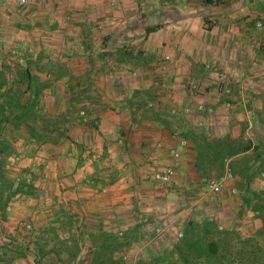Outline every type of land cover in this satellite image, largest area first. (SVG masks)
<instances>
[{"label": "crops", "instance_id": "1", "mask_svg": "<svg viewBox=\"0 0 264 264\" xmlns=\"http://www.w3.org/2000/svg\"><path fill=\"white\" fill-rule=\"evenodd\" d=\"M169 2L161 16L166 25L148 34L156 40L162 32V42L167 46L162 52H155L156 44L146 42L139 49L156 56L158 52L171 56L170 70L164 80L175 89L167 87L166 97L153 96L157 109L150 110L153 114H144L142 105L150 95L145 84L148 80L137 81L118 71L121 75L117 82L108 84L102 72L106 63L109 65L103 56L112 51H116L117 68L139 69L137 61H124L121 56L128 50L123 47L125 44L139 42L141 33L135 30L137 25L131 24L140 22L138 10L151 7V0L139 3L134 0H36L24 11H20L15 0H0L1 15L2 10L10 13L9 17L16 16V10L20 13L14 38L21 43L25 55L26 50H31L23 72H19L22 73L16 86L22 91L19 99L26 103L32 98L28 86L39 89V110L48 114L53 110L47 116L42 114L43 120H62L64 125L58 123L57 132L68 137L55 138L56 143L39 142L33 148L34 152L38 148L36 163L49 164L50 170L34 174L37 175L32 181L34 196L19 195L13 199L5 221L0 220L3 227L12 229L14 219L30 220L34 229L40 227L37 229L41 233L56 235L63 247L83 245L91 251L90 235L110 233L113 225L107 222L110 217L120 223L126 217L125 222L134 230H139L141 225L132 218L134 213L125 211L128 195L122 193L125 180L122 177L126 174L111 165L120 167L127 163L135 175L144 173L149 179L151 172L172 161L169 150L176 147L177 140L172 137L175 130L180 136L193 132L211 139L237 140L242 134L249 136L250 120H264V52L260 49L264 42V0H191L188 7L182 5L185 0ZM258 22L263 26L260 30L255 26ZM7 29L0 27V33L14 30L12 26ZM7 70L8 80L16 69L9 66ZM221 73L225 75L224 83L232 89L230 109L222 105L218 86ZM241 76V83L236 82ZM191 82L201 87L197 96L186 92L185 87ZM8 87L6 83L0 92ZM198 102L213 108L214 113L174 118L161 115L164 109L169 115L171 107H194ZM112 106L119 112L113 111ZM78 109H85L97 124L76 126L73 112ZM225 111L230 113L229 122L223 117ZM197 123L201 124L200 128ZM120 134L125 139L121 146L116 143ZM158 142L163 144L161 149L155 148ZM195 158L194 145L189 140L171 184L183 186L186 174L196 176ZM105 167L113 171L110 181L99 171ZM150 189L146 188L145 198L154 195ZM109 204L116 206L110 209ZM178 216L184 218L177 222ZM176 217L173 222L179 233L183 223L192 216L181 211ZM154 222L164 226L163 231L175 229L166 220ZM164 244L170 247L169 242Z\"/></svg>", "mask_w": 264, "mask_h": 264}, {"label": "rangeland", "instance_id": "2", "mask_svg": "<svg viewBox=\"0 0 264 264\" xmlns=\"http://www.w3.org/2000/svg\"><path fill=\"white\" fill-rule=\"evenodd\" d=\"M134 1L138 3L140 2V0ZM151 1L153 3H149L151 5V7H149L150 9L145 6L141 7L138 10V14L141 16L139 19L140 22H137L136 24H131V26L137 25L135 30L141 33L139 36V42H135V44L133 45L131 43L125 44L123 47L128 50L125 51V54H123V56L119 55L121 56V58L124 59V61H137L135 62V64L139 65V69L135 67H133L132 69L139 71L138 76L132 77L130 75L131 70H124L116 67V63L118 60L117 57L114 55L116 51H112V53L108 52L106 54L109 55L103 56L106 58V61L109 62V65L108 63H106L105 66L107 67L102 73L103 78L107 82H109L108 84L117 82L115 80L119 75H121L120 73H122L123 76H131V78L137 81L148 80V82L145 84L150 89V95L146 97V100H150L153 102V96H167V94L165 93L167 91V87H162V83L168 86V82H166L164 79L169 73L170 64H166L162 61V57L164 55H162L161 52L162 49L167 46L165 42H162L163 33L161 32L159 35L160 38H156V40H154L155 37L148 36V34L156 32L166 25L163 23L161 16L163 14V8L166 7L170 2L169 0ZM190 1L191 0H185L182 5L188 7V3H191ZM153 5L156 6V9L152 8ZM25 9L26 8L20 9V11H24ZM157 10H159V14L156 13L158 12ZM6 12V10H2V15L0 14V16L2 17L0 20V27H4L6 30H8L7 27L12 26L14 30L13 32L5 31L6 33H9V36L6 33H0V86H4L7 83V85L9 86V89L7 88L8 90L17 91L19 92L18 94L21 95L22 91L20 92L16 86L18 84V77H20V75L22 74L19 72H23L24 67H14V69H16V73H18L16 74L12 72L11 76L8 77V80L5 77V74L7 73L6 71H8L7 69L9 68V66L11 64H15L14 59L10 57V51L13 48L18 49L20 51H24L21 43L19 41H15L16 39L14 38L17 34L16 23L18 22V14L20 13H18V10H16L14 11L16 16L9 17L10 13ZM143 31H145V33H143ZM157 39L159 40V43H157ZM146 42L148 44H156L155 52H161H158L156 56V53H148V51H141V49H139L141 44H144ZM114 48L116 49L118 47ZM131 52L135 55H133ZM143 52L145 53V55L140 56L139 54H142ZM27 54L28 53H26V55ZM26 55L25 57L27 59L29 55ZM95 58L96 60H99L97 56ZM147 87L144 88L146 89ZM146 100L142 105V110L144 114L155 113L153 111L157 109L155 108L156 104H154L153 102L154 108L151 109L153 111H150V109L145 108ZM111 109L115 111L117 108L116 106H112ZM170 109L168 111H170ZM80 111L81 109H78L73 112L76 116L74 121L76 123V126L85 127L86 124H83L78 119V114ZM51 112H53V110H51L50 113ZM41 113L43 115L50 114H48V112L44 113L43 111H41ZM86 113L88 114L87 111ZM228 113L229 111H225V114L223 115V117H227L226 122H229L228 116L230 113ZM161 115L165 116V118L170 117L168 113L166 114L165 109L164 112L161 113ZM45 120L53 121V119L48 118ZM250 122L252 124V127L249 130L248 137H250L251 142L253 144H256L258 142L264 143V120L263 122H261L260 120H256V122L255 120H250ZM58 123L59 125H64V122L62 120L58 121ZM200 127L201 126H199V128ZM0 136H3L4 138L8 139L12 143L14 149V153L9 159V163L7 164V172L16 183H20L23 187H27L26 190L29 196H34L36 192L35 188L33 187L32 181L37 178V175L34 174L49 171L50 165H42L36 163L34 159L35 152H37L38 148L35 152V149L33 148L37 146V143H29L27 141V133L26 136L22 132L17 136H13L8 129H4L2 126H0ZM50 136L51 138H58L63 140L68 138L65 135L59 137V135H57V133L55 132L52 133ZM119 136H122V134H120ZM75 145L79 146L81 144L75 143ZM16 158H18V160H16ZM111 168L116 171L120 170L122 174H126V177H122L123 179H125L124 181H122V184L124 185V191H122V193L128 195L125 202V206L127 208L125 209V211L127 210L129 211V213H134L132 218L134 217V219L141 222V225H139V230H134L131 229V226H129L125 222L126 217H122V221L124 224L122 222L120 223L114 221L112 217H110L107 221L108 224H113L110 225V228L112 229L110 231V234L113 236L116 242L122 246L121 251L123 256V264H135V262L140 259L156 256L157 254L163 253L165 249L169 248L164 246V241H167V243L169 242V246H171V238L173 236H177L178 230L176 229L174 220H177L176 215L181 211H185L188 213L190 212L191 216L210 215L217 221V223L221 227L234 228L238 230V232L241 233V235L243 236L253 235L260 227V222L255 219L254 215H252V213L248 209L240 206L241 193L238 190L237 180L227 182L222 192L215 195L212 194L206 186L207 180L216 179L213 176L199 178L198 176H188L186 174L187 178L186 181H184L183 186L175 184L156 185L151 184L150 180L146 177V175H144V173L140 176L135 175L136 173L132 172L133 169L127 163L120 167H115V165H111ZM110 170L111 169H109L108 167L99 169L100 172L104 173L102 174V176L106 178L107 181H110L112 179L113 171ZM183 176H185V174ZM147 187L151 188L150 190L152 193H154V195L145 198V195L147 193ZM233 188L236 190L235 194L231 193V189ZM251 188L256 190L264 189V179L257 178L251 185ZM13 201H11V203H13ZM112 206L115 207L116 205L109 204L110 209L114 208ZM160 216L166 217L159 219ZM182 218L184 217L180 216L177 222H180ZM164 220L169 222L167 224H174L175 229L170 230V232H166L163 231L164 226H161V224H158V222H154H163ZM151 221L153 225H142ZM14 222L15 223L12 226V229L11 227L9 229L3 227V224L0 221V264H35V260L36 258H38L35 252L36 243L39 242L40 245L43 246V241L48 240L49 244H54L56 241L53 242L52 239L50 240V236L47 232L41 233V231L37 229L40 227H36V229H34L33 223L30 220L14 219ZM26 224H30L31 230L28 231L25 229ZM40 233L41 236H38L37 234ZM119 233H122V235L119 236ZM260 241L264 246V235H262ZM62 252L63 253L60 254L62 255L60 257L61 259H56L54 254H52L51 252H47L45 256H43L41 259H38V262H42L41 264H64L62 260H67V256L69 258L67 264H89L88 260L89 258H91L90 254L93 253V249L90 251L88 247L85 248L83 245H81L79 251L73 254L74 258L72 260L70 259L71 256L70 252L67 251V247H64V249H62Z\"/></svg>", "mask_w": 264, "mask_h": 264}, {"label": "trees", "instance_id": "3", "mask_svg": "<svg viewBox=\"0 0 264 264\" xmlns=\"http://www.w3.org/2000/svg\"><path fill=\"white\" fill-rule=\"evenodd\" d=\"M28 89L32 98L26 103L20 101L17 91L0 92V126L8 129L13 136L21 132L27 133L29 143H56L57 140L50 135L54 132L59 137L63 135L57 132L58 121L43 120L37 102L39 89L33 86H28ZM260 121L263 122L261 119ZM37 123H40V126H37ZM181 137L190 140L194 145L196 158L193 167L196 176L219 178L226 167L232 172L241 193L240 206L254 215L260 222V227L253 235L243 236L234 228L221 227L210 215H193L183 223L178 233L181 236L178 237L177 234L171 238L169 248L156 256L140 259L135 264H264V246L260 241L264 235V189L251 188L257 178L264 179V143L253 144L244 134L237 140L229 137L211 139L193 132ZM13 153L12 143L0 136L1 221H5L6 209L14 198L19 195L29 196L27 187L16 183L7 172V164ZM89 238L93 245L89 264H123L122 246L110 233L90 235ZM49 239L56 241L52 247L49 246L51 244L48 240L43 241V246L39 242L36 244L35 252L38 258L35 264H41L38 259L47 252L54 254L56 259L62 256L60 254L63 253L64 247L59 243L57 236L52 235ZM67 251L70 252L72 260L73 254L78 252L79 248H67ZM66 258L67 260H62L64 264L68 262L69 258Z\"/></svg>", "mask_w": 264, "mask_h": 264}, {"label": "built area", "instance_id": "4", "mask_svg": "<svg viewBox=\"0 0 264 264\" xmlns=\"http://www.w3.org/2000/svg\"><path fill=\"white\" fill-rule=\"evenodd\" d=\"M35 1L36 0H15L19 9L26 8L27 6L31 5ZM0 20H1V16H0ZM208 25H209V21L206 22V29L209 27ZM255 26L259 30L262 29V27H263L260 22L256 23ZM99 29L100 28L97 27V30H99ZM260 49L264 52V42L260 45ZM26 51H27V53L31 52L30 49H28ZM10 57L13 58L15 61V64L10 65L12 68L17 67V66H19V67L25 66L26 57H25L24 51H20L18 49L13 48L10 51ZM162 61L166 64H171L172 58L170 55H164L162 57ZM130 75L132 77H137L138 71L132 70L130 72ZM224 81H225V75L223 73L219 74L218 86H219V93H220L221 97L223 98L222 99V105L224 106V108L230 109L232 107V100H231L232 89L229 85H226L224 83ZM241 81H242V76L236 80V82H238V83H241ZM162 87H168L171 90L175 89L173 84L166 86L165 84L162 83ZM185 89H186V92H188L192 96H197L199 93H201V87L197 82L189 83L185 87ZM146 108L151 110L154 108V104L152 102L148 101V102H146ZM115 111L118 112L119 110L116 109ZM192 113H197V114L205 113L208 115H212L214 113V109L209 107V106H206L202 102H198L194 107H191L188 105L183 106L180 109H177L176 107H172L169 111V116H170V118H174V117H177L178 115L189 116ZM78 119L83 124H87V123H93V125L97 124V122L95 120L90 119V117L88 116V114L86 113L85 110H81L79 112ZM200 125L201 124L199 123L198 126H200ZM172 137L177 140L176 147H173L169 150V156L171 157L172 161L168 164L163 165L160 169L151 172V174L149 175L150 180L157 182L159 184H162V185H169L172 183L173 178H174L175 173H176V170L179 168L180 163H181L182 150H185L186 148H188V141L180 136L179 131H177V130L174 131L172 133ZM124 142H125V139L121 136L118 137V139L116 141L117 145H119V146L123 145ZM162 147H163V144L161 142H158L155 145L156 149H161ZM16 160H18V158H16ZM154 163L156 164V162H154ZM234 179H235V177L233 176L232 172L226 167L225 172L219 178L207 180L206 186L212 194L217 195V194L222 192V190H223L224 186L227 184V182L234 181ZM231 193L235 194L236 190L234 188L231 189ZM6 210H7V212L10 210L9 205H8ZM25 229L28 231L31 230L30 224H26ZM121 235H122V233H119V236H121ZM180 236H181V234H178V237H180Z\"/></svg>", "mask_w": 264, "mask_h": 264}]
</instances>
